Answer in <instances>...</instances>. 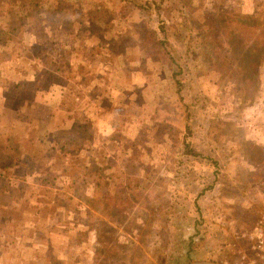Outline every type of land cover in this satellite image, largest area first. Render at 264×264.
Instances as JSON below:
<instances>
[{
	"label": "rangeland",
	"instance_id": "374dc122",
	"mask_svg": "<svg viewBox=\"0 0 264 264\" xmlns=\"http://www.w3.org/2000/svg\"><path fill=\"white\" fill-rule=\"evenodd\" d=\"M41 1L15 7L13 26L121 19L133 60L152 57L151 91L185 115L148 138L115 134L117 154L67 155L71 138L46 168L35 138L0 137L15 167L0 166V264H208L246 250L264 216V0ZM89 179L85 194L74 180Z\"/></svg>",
	"mask_w": 264,
	"mask_h": 264
},
{
	"label": "crops",
	"instance_id": "0c3cea01",
	"mask_svg": "<svg viewBox=\"0 0 264 264\" xmlns=\"http://www.w3.org/2000/svg\"><path fill=\"white\" fill-rule=\"evenodd\" d=\"M76 18L68 22L72 28L68 32L60 22L50 28L43 16L39 18L45 28L42 33L16 29L11 22L0 37V131L6 132L0 137L13 139L18 130L25 141L35 138L32 144L43 147L42 155L52 154L41 168L64 158L60 146L74 137L72 141L82 140L81 145L67 155H90L93 148L101 155L108 150L117 154L116 148L107 149V143L117 146L115 134L137 139L146 133L148 138L161 124L172 126L169 117L159 114L166 101L158 100L153 85L145 80L149 72L144 66L152 57L146 51L133 60L137 52L124 47L123 38L135 37L134 33L122 29L121 19ZM171 100L167 102L173 104ZM141 112L151 125L144 124L145 117L141 123ZM0 166L7 172L15 168L6 162ZM74 182L83 186L85 194L98 184L90 179Z\"/></svg>",
	"mask_w": 264,
	"mask_h": 264
},
{
	"label": "trees",
	"instance_id": "16d2710c",
	"mask_svg": "<svg viewBox=\"0 0 264 264\" xmlns=\"http://www.w3.org/2000/svg\"><path fill=\"white\" fill-rule=\"evenodd\" d=\"M42 2L41 0H0V20L5 21L6 23L0 21V37L3 33L8 31L9 23L14 21H19V17L15 16L17 9H27L30 7H34L37 4ZM13 5V6H12ZM14 19V20H12ZM10 30V29H9ZM184 108L179 103H163L159 108V114L163 115L165 118L169 117L172 124L181 123L184 119ZM129 162V161H127ZM128 164H131L129 162ZM123 168L125 170H129L130 166L123 164Z\"/></svg>",
	"mask_w": 264,
	"mask_h": 264
},
{
	"label": "built area",
	"instance_id": "2783aa9c",
	"mask_svg": "<svg viewBox=\"0 0 264 264\" xmlns=\"http://www.w3.org/2000/svg\"><path fill=\"white\" fill-rule=\"evenodd\" d=\"M246 250L237 249L229 257L208 264H264V216L248 235Z\"/></svg>",
	"mask_w": 264,
	"mask_h": 264
}]
</instances>
